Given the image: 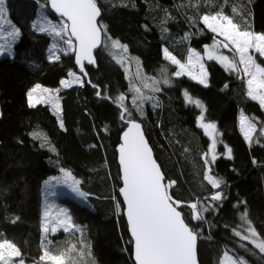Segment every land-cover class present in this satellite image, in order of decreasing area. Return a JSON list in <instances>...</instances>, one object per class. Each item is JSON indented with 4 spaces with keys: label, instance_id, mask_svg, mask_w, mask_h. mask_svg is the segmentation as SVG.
I'll use <instances>...</instances> for the list:
<instances>
[{
    "label": "trees",
    "instance_id": "1",
    "mask_svg": "<svg viewBox=\"0 0 264 264\" xmlns=\"http://www.w3.org/2000/svg\"><path fill=\"white\" fill-rule=\"evenodd\" d=\"M5 5L19 30L13 55L0 57V237L21 251L13 264L19 259L51 264L40 260L45 247L59 253L71 245L74 264H134L115 151L126 120L142 123L165 184L175 182L168 192L198 234L199 264H221L225 254L264 264V254L235 235L245 226L241 215L247 211L264 240V108L248 97L242 75L215 60H206L204 86L174 76L175 67L163 57L164 49L179 60L191 47L202 49L211 40L202 17L219 10L242 30L264 33V0H97L103 42L96 68L86 67L87 79L77 74L74 50L60 51L59 59L49 55L55 37L39 32L35 20L66 22L51 13L48 0H6ZM113 40L127 51L114 48ZM256 60L264 65V58ZM133 61L138 72L132 75L126 62ZM69 73L82 81L58 91L59 111L47 103L29 106L27 94L35 84L60 88ZM148 78L153 86L143 82ZM185 92L203 104L205 120L220 133L219 152L228 147L231 158L221 155L205 163L209 140L198 124L199 109ZM120 96L126 108L117 103ZM240 112L259 120L251 142L239 129ZM62 169L79 180L89 204L59 196L79 230L44 235L43 186ZM209 174L221 181L219 188L204 179ZM217 192L222 199L211 200ZM192 203L202 220L192 218Z\"/></svg>",
    "mask_w": 264,
    "mask_h": 264
},
{
    "label": "snow or ice",
    "instance_id": "2",
    "mask_svg": "<svg viewBox=\"0 0 264 264\" xmlns=\"http://www.w3.org/2000/svg\"><path fill=\"white\" fill-rule=\"evenodd\" d=\"M4 0H0V21H4L6 10L2 7ZM51 7L61 17H65L68 23H61L58 27L52 26L51 31L56 37H61L63 43L67 44L68 49L73 48V40L77 42L76 63L81 65L83 71V61L95 63L92 50L101 43V31L103 25L98 26L97 18L101 14V10L97 5V0H51ZM235 11V9H233ZM204 25L207 26L213 33L222 36L223 41L214 44L211 49H206L208 59L218 60L226 69L242 71L247 79V95L264 108V66L257 63V60L249 54L250 50H254L260 57H264V34H256L250 30H242L234 20L224 14L222 10L217 11L214 15H204L202 17ZM3 24H0L2 30ZM48 31V29H41ZM19 33L13 30L7 33L9 37H15ZM67 37V39H63ZM114 48H123L127 51L126 46L120 45L119 41H112ZM234 51L239 57V64L243 65V69L237 68L235 60H229L225 55H215V49L219 47ZM55 45L53 48L55 49ZM3 46H0V51ZM164 56L171 61L172 64L179 66V71L175 72L176 76L185 74L187 65L182 64L176 57L172 56L167 49H164ZM59 59V56H55ZM193 58L197 63L200 61L199 54L192 51L188 57V63L191 64ZM201 77L199 82L206 85V72L204 66L200 64ZM191 74V73H189ZM69 75L75 76L74 73ZM194 79L196 77H193ZM79 81V78H77ZM164 83H168L167 80ZM64 87L70 86L67 81H61ZM95 87V85H94ZM158 91L159 89H154ZM37 91L48 92V89H41L40 85H36L27 94L28 104L30 107H35L36 104L42 102V98L34 97ZM57 91H59L57 89ZM139 92V89H136ZM100 93L98 92L97 95ZM186 98L191 103H195L198 107L203 108V105L198 100H192L185 92ZM124 100L123 96L119 97V101ZM53 107L59 111L58 104ZM125 111H127L125 109ZM123 119V114L121 116ZM203 121V116L200 117ZM241 130L244 132L245 139L251 142L252 133L255 131V125L248 121L247 117H241ZM206 131H215L214 124L200 125ZM61 127L63 123L61 122ZM124 142L120 145L119 163L122 167L123 186L119 189L120 195L126 205L127 221L130 228L131 236L135 242V260L136 264H197L196 261V241L197 233L185 223L182 212L178 210L181 202L174 201L168 192V188L175 182L164 183V176L160 171L159 166L152 157L151 149L148 147L140 125L135 122H130V127L124 133ZM211 161L216 160L215 155V139H213L211 149ZM228 157L231 158V149H227ZM208 164L209 161L205 160ZM209 173L211 169H208ZM65 177L70 178L71 173L65 172ZM205 180L213 188H219L221 181L214 178L212 175H205ZM79 181L73 180L72 191L81 197L87 194L81 192L77 185ZM222 199V194L217 192L211 196V200L219 201ZM119 208V205H117ZM189 207L193 211L192 218L202 220L203 216L197 210V204L192 203ZM203 211H208L204 208ZM51 215L50 208L44 212L45 224L43 231L49 232L48 217ZM241 220L248 225L246 232L248 235H241L240 232H235V235L242 240L248 241L261 253H264V240H261L256 229L251 226V221L248 219L247 211L241 215ZM57 227H62L65 232H68L76 226L72 222L71 216L64 210H59V216L56 218ZM57 227L51 228L55 233ZM78 230V229H77ZM75 245H71L68 249L59 253H53L46 247L43 255L40 256L41 261L51 264H74L71 259V253L74 252ZM21 257L20 249L11 241L0 237V264H13L14 258ZM226 260L230 264H247L242 258L233 259L225 254ZM18 264H24L23 259L18 260Z\"/></svg>",
    "mask_w": 264,
    "mask_h": 264
},
{
    "label": "rangeland",
    "instance_id": "3",
    "mask_svg": "<svg viewBox=\"0 0 264 264\" xmlns=\"http://www.w3.org/2000/svg\"><path fill=\"white\" fill-rule=\"evenodd\" d=\"M5 2H6V0H4V4H3L2 7L6 10ZM216 13L217 12H215L214 14H216ZM224 14L229 15L227 12H224ZM40 17L41 16H38L37 19L35 20V23L34 24H35L36 28H38L39 32L51 33L55 37L54 38L55 41H54L53 45H55L56 47H55V49L53 47L51 48V53L49 55L51 57H53V53L56 56L60 51H65V52L68 51L69 49H68L67 44L63 43V40L61 39V37H56L54 35V33L51 31L52 26H57L58 27L60 24L57 23V22H53L52 19H48L46 17H41V18ZM4 20L7 21L8 23H5L4 21H0V24H3V28H2V30H0V46H3V50L0 51V57L5 56V55L12 56L13 55V46L17 42V40L19 38V34L17 36H15V37H9V36H7V33L13 31L14 29L17 30L18 33H19L18 28L9 19V17L7 15V10H6V16H5ZM202 23H203V20H202ZM204 27L207 29V31L211 35L210 42L209 43H206L202 47V49H200V50H198V49H196L194 47L189 48L188 53H187V55H186V57H185L184 60H179L177 58L176 59L179 60L182 64H185V65L188 66L187 69H186V71H185V74L184 75H181V76H186L187 78H189V79H191V80H193V81H195L197 83H200L199 82V79L201 77L200 64L202 63L203 66H204V70L206 72L205 79H206V85H207L208 73H207V69H206V64L205 63H206V60H208V55H207L206 49H211L214 44H217V43L223 41L224 38L222 36H219L217 33H213L210 29L207 28L206 25H204ZM41 29H48V31H41ZM254 33H256V34H264V33H259V32H254ZM63 39H67V37H64ZM71 50H74V43H73V48ZM192 51H195V52H197L199 54V57H200L199 63H197V61H196L195 58H193L191 64L188 63V57H189V55H190V53ZM214 54L215 55H225V56H227L229 58V60H235L236 63H237V68L238 69H241V70L243 69V65L242 64H239V57H238V55L235 54L234 51H231L230 49L223 48L221 46V47L215 49ZM249 54H251L254 59H256L257 55H259L254 50H250ZM163 57L165 58L164 51H163ZM262 58H264V57H262ZM166 60L172 66L175 67V72L179 71V66L178 65L172 64L171 61H169L168 59H166ZM213 60H215L223 68H225L224 65H222L218 60H216V59H213ZM257 63H259V62L257 61ZM262 66H264V65H262ZM126 68H127L128 72H129V74H132L133 75V74H135V73L138 72V64L135 61H133V63L126 62ZM225 70L242 75L244 77V79L246 80V84H247L248 77L245 76L242 71L229 70V69H226V68H225ZM175 72H174V76H176L175 75ZM189 73H191V74H189ZM72 77L73 76L66 77V78H63L62 80L63 81H67L70 86L72 85L73 82H77V83L81 84L82 79H81L80 76H79V81H77V78L78 77H76V76H74L73 78ZM177 77H179V76H177ZM193 77H196V78L194 79ZM152 81H153V79L150 80L148 78L147 80L144 79L143 82L146 85L153 86L154 85V82H152ZM36 85H40L41 86V89H48L49 91L48 92L37 91L34 94V97L42 98V102L41 103H47L53 109V111H54L55 110V107H53V105L54 104H58V106H59V96H58L57 89L60 90V89L66 88V87H64L61 84L60 88L59 87H54L53 88V87L43 86V85L37 83L31 89H33ZM202 85H204V84H202ZM31 89L29 91H31ZM134 92L138 93L136 91V89H135ZM117 103L119 105H121V102L119 101V98L117 99ZM122 105H123L124 108H126V106H127L126 105V98L125 97H124V100L122 101ZM196 107L199 109V115L197 117L199 126L201 125V123H203V124H209V123H211V124H214L215 125V123L208 122V121L205 120V116H204V106H203V108H201V107H198L196 105ZM201 116H203V121H201V119H200ZM242 116L247 117L248 118V121H250L252 124L255 125V131L252 133V137H253V135L255 134V132H256V130L258 128L257 122L259 120L256 119L254 116L247 115V114H244V113L240 112V114H239V129H240V131H241V133H242L243 136H244V132L241 130V123H240ZM201 128L204 131V133L207 135L208 140H209V144H208V148H207V154H206V158H205L206 160L209 161L208 165L212 163V161H211V154H212L211 153V149H212L213 139H215V155H216V157L218 158L221 155L228 156V154H227L228 147H225L224 146L223 147V152L222 153L219 152V145H220L221 142H220V133H219L217 127H215V131L214 132H212L211 130L206 131L203 127H201ZM263 133H264V128L261 129V134L263 135ZM247 142H249V141L247 140ZM65 172L71 173L68 170L62 169L58 174H56L54 176H51L44 183V186H43V195H44V199L45 200H44V205H43V219H42V221H43V226H44V224H45L44 212H45L46 209L50 208L51 215L48 217V227H49V231H51V228L57 227L56 218L59 216V210L60 209H64L70 215V212H69L68 208L64 204H62V203L59 202V199H58L59 196L66 195L67 194V195H70V196L74 197L79 202L88 203L89 204V200L87 198V195L85 197H81V196L77 195V193H75V192L72 191V187L71 186H72L73 180H76V181H79V180L72 173H71V177L70 178L65 177V175H64ZM77 187L79 188V190L81 192H83L82 189L80 188V185L79 184L77 185ZM73 224H74V222H73ZM75 226L76 227L73 228L72 230H77V229L79 230V227L77 225H75ZM247 227H248V225L245 224V226L240 231L241 235H248V233L246 232V228ZM72 230H70L68 232H65L62 227H57V231L55 233H57L59 231H62L64 233H70ZM52 234H54V233L51 231V234L50 235H52ZM44 235H46L45 232H44ZM262 254H264V253H262ZM227 256L228 257H232L233 259H235L233 256H231L229 254H227ZM221 264H230V262L226 260L225 255L223 256V259L221 260Z\"/></svg>",
    "mask_w": 264,
    "mask_h": 264
},
{
    "label": "water",
    "instance_id": "4",
    "mask_svg": "<svg viewBox=\"0 0 264 264\" xmlns=\"http://www.w3.org/2000/svg\"><path fill=\"white\" fill-rule=\"evenodd\" d=\"M48 7H49V10L51 11V13L57 17V18H61L63 19L66 23L70 24L69 21H67V19L65 17H61L59 13H56L54 9H52L51 7V0H48ZM102 14V12H101ZM101 14L100 16L97 18V21H98V26H99V20L101 18ZM73 40V43H74V52H73V62H74V65H75V68H76V71L78 74L84 76L86 79H87V71H86V67L87 66H92L94 68H96V57H95V54L97 53V51H99L101 49V46H102V42H103V32L101 31V43L99 46H97L96 48H94L92 50V56H93V59L95 61V63H89L87 60L83 61V71H81V65L80 64H77L76 63V49H77V42L75 41V38H72ZM124 112V111H123ZM122 112V114H123ZM125 122V128L124 130L122 131L121 135H120V140H119V144L116 146L115 148V151H116V160H117V164H118V167H119V173H120V180H121V187L123 186V181H122V167L119 163V157H120V152H119V148H120V145L123 144L124 142V133L128 130V128L130 127V122H135V123H138L140 125V129L143 133V136H144V139L146 140L147 144H148V147L151 149V153H152V157L153 159L156 161L157 165L159 166L160 168V171L161 173L163 174L164 176V173L161 169V166L159 164V162L157 161L155 155H154V151L145 135V132H144V129H143V126H142V123L138 120H126L124 121ZM164 183H165V176H164ZM120 187V188H121ZM118 195L121 199V202H122V205H123V216H124V219H125V222L127 224V228H128V233H129V236L132 240V259H133V262L134 264H136V260H135V242H134V238L131 236V232H130V228H129V225H128V221H127V215H126V205L123 201V197L120 195V192L118 190ZM179 210V209H178ZM180 211V210H179ZM186 223V222H185ZM187 224V223H186ZM190 227V226H189ZM196 261H197V264H199V261H198V255H197V241H196Z\"/></svg>",
    "mask_w": 264,
    "mask_h": 264
}]
</instances>
